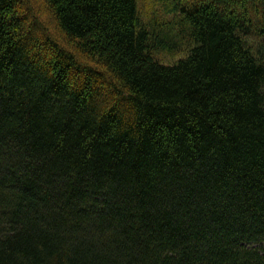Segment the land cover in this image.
<instances>
[{"label":"trees","instance_id":"1","mask_svg":"<svg viewBox=\"0 0 264 264\" xmlns=\"http://www.w3.org/2000/svg\"><path fill=\"white\" fill-rule=\"evenodd\" d=\"M35 2L0 0V264H264V0Z\"/></svg>","mask_w":264,"mask_h":264},{"label":"rangeland","instance_id":"2","mask_svg":"<svg viewBox=\"0 0 264 264\" xmlns=\"http://www.w3.org/2000/svg\"><path fill=\"white\" fill-rule=\"evenodd\" d=\"M35 4H37L38 6H42L39 0H36ZM138 6L142 14V17L145 18L146 20L154 18L155 15L158 16L157 14H159V16L157 17L158 19L160 17L169 18L170 16H173L172 14L171 15L167 14L163 10V6H161L160 2H157V0H138ZM181 55H183V52L181 51L174 53L160 51L155 53V56L163 62H172Z\"/></svg>","mask_w":264,"mask_h":264}]
</instances>
